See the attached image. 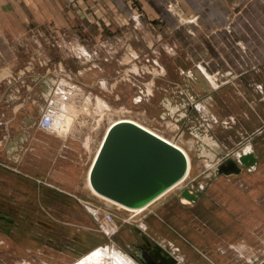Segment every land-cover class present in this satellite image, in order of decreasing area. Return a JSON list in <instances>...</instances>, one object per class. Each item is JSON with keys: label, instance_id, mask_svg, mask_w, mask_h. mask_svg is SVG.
<instances>
[{"label": "rangeland", "instance_id": "1", "mask_svg": "<svg viewBox=\"0 0 264 264\" xmlns=\"http://www.w3.org/2000/svg\"><path fill=\"white\" fill-rule=\"evenodd\" d=\"M130 1L129 8L135 10L141 4L139 0ZM212 2L193 0L199 19L190 25L181 22L185 17L177 16V8L169 12V18L177 16L180 22L167 17L166 21L137 22L131 15L128 21L116 17L92 21L95 19L80 17L75 12L77 1L71 0L74 21L59 27L37 26V43L31 50L34 55L24 50L20 70L0 81V134L29 132L37 127L62 137L72 128L89 155L85 184L93 197L86 200V222L91 230L80 235L86 244L85 253L113 246L106 249L107 262H111V251L117 249L142 264L133 252L147 239L149 247L158 244L179 264H227L226 256L215 255L217 260L213 262L215 258L206 252L212 249L219 253L223 246L233 256V237L226 236L222 241V234L228 232L222 231L221 224L264 223L263 96L254 86L256 78L237 80V74L243 72L236 71L235 75L230 70L228 63L244 67V56L239 54L237 39L213 35L230 28L228 22H211L221 14V7L206 5ZM237 3L230 0L227 16L236 13ZM200 64L210 65V73L220 77L219 88H208ZM49 104L54 106L53 127L45 130L40 119ZM122 120L132 121L171 143L187 159L182 180L136 209L97 194L88 180L109 126ZM194 134L211 136L224 155L218 156L215 163L198 157ZM247 144L258 158L255 167L215 177V165L233 158ZM2 149L8 154L0 147V163L5 158ZM184 189L198 199L191 202L180 198ZM95 210H99L97 222L91 220ZM106 213L113 216L111 221L104 218ZM14 220V215H0V222L13 224ZM143 224L148 226L146 230ZM104 226L111 234L104 231ZM230 232L237 234L235 230ZM240 235L251 243L255 238L247 228H242ZM251 252L264 259V246L247 247L245 253Z\"/></svg>", "mask_w": 264, "mask_h": 264}, {"label": "crops", "instance_id": "2", "mask_svg": "<svg viewBox=\"0 0 264 264\" xmlns=\"http://www.w3.org/2000/svg\"><path fill=\"white\" fill-rule=\"evenodd\" d=\"M76 1L75 11L71 7V0H0V81L20 70L24 50L29 55H34L31 50L37 43V26H66L74 21L71 18L73 11L79 16H86L89 20L94 18L92 21L99 22L109 17L128 21L129 15L137 22L166 21V17L169 21L176 22L179 21L177 16H184L183 21L180 19L181 22L195 25L199 19L193 0H170L168 4L166 0H139L141 4L136 10L131 6L129 8V3H132L130 0ZM237 2L239 9L228 16L230 0H213L206 4L209 7H221L218 19L214 17L211 22L229 23V30H221V34L213 35L237 39L238 51L244 56L241 58L245 61V68L239 63L238 66L228 63L230 70L235 75L236 71L245 73L243 77V73L237 74V80L256 78L253 80L254 86L258 89L259 96H263L261 101H264V0ZM186 6L190 8L189 11ZM166 7H172V10L168 11ZM176 8L180 11L171 20L169 12ZM190 34L195 35L192 29ZM209 66L203 67L200 64L199 70L203 72L208 88H219L217 81L220 77H216L218 75L215 73L211 74ZM223 83L225 82L221 85ZM100 84L104 85V82L100 81ZM65 136L49 134L37 127L29 132L15 131L12 135L10 132H1L0 147L7 149L8 156L2 149L5 158L4 163H0V215H14L15 220L13 224L0 222L5 232L0 233V264H78L82 258L99 248L85 253L86 244L80 240L81 233L91 230V225L86 222V212L89 214L86 200L93 195L85 184L91 160L88 164L89 155L74 129L71 128ZM195 147L198 150L197 144ZM10 152L13 153L11 156ZM194 197L191 202L198 199L195 195ZM145 211L151 212L148 209ZM91 220L97 222L100 219L92 216ZM261 221L229 223L228 226L221 224L222 231L228 232L222 234V241L226 236L233 237L230 242H233L231 244L235 252L232 256L222 246L219 253L207 249V254L211 253V257L215 258L212 259L213 262L217 260L216 257L226 256L227 264H245L246 261L250 264H263L264 259L260 255L245 253L247 247L264 246V223ZM143 226L144 230L148 227L146 224ZM105 227L103 229L107 232ZM242 228H247L255 236L252 243L241 237ZM233 230L237 234L230 232ZM127 258L138 264L128 255Z\"/></svg>", "mask_w": 264, "mask_h": 264}, {"label": "water", "instance_id": "3", "mask_svg": "<svg viewBox=\"0 0 264 264\" xmlns=\"http://www.w3.org/2000/svg\"><path fill=\"white\" fill-rule=\"evenodd\" d=\"M194 137L198 157L213 163L218 156L224 155V150L211 136L194 134ZM256 163L253 150L241 149L233 158L217 163L213 174L215 177L237 174L241 168L253 169ZM186 170L187 159L179 148L133 122L121 121L106 132L90 168L89 182L101 196L136 208L148 204L182 179ZM180 195L195 199L186 189ZM139 260L142 264H179L158 244Z\"/></svg>", "mask_w": 264, "mask_h": 264}, {"label": "bare ground", "instance_id": "4", "mask_svg": "<svg viewBox=\"0 0 264 264\" xmlns=\"http://www.w3.org/2000/svg\"><path fill=\"white\" fill-rule=\"evenodd\" d=\"M53 104L52 105H50L49 104V108H48V116H49V118H50V122H49V130H51L52 129V121H53V119H54V110H53ZM122 121H126V120H122ZM117 122H121V121H117ZM117 122H115V123H117ZM129 122V121H128ZM130 122H132V121H130ZM115 123H113V124H115ZM134 123V122H133ZM112 124V125H113ZM136 124V123H135ZM138 125V124H137ZM111 126V125H110ZM110 126H109V128H110ZM140 126V125H139ZM108 128V129H109ZM143 128V127H142ZM145 129V128H144ZM147 130V129H146ZM108 131V130H107ZM150 132V131H149ZM152 133V132H151ZM164 140V139H163ZM101 145V144H100ZM100 147V146H99ZM99 149V148H98ZM252 150L251 149V145L250 144H247V145H245V146H243V148H242V150L243 151H247V150ZM98 152V151H97ZM96 155H97V153H96ZM185 155V154H184ZM236 155V154H235ZM96 157V156H95ZM186 157V156H185ZM207 159V158H206ZM94 160H95V158H94ZM94 160H93V162H94ZM217 161V160H216ZM93 162H92V164H93ZM213 163H215V162H213ZM92 166V165H91ZM91 168V167H90ZM214 169V168H213ZM90 171V170H89ZM186 172H187V170H186ZM186 174V173H185ZM185 176V175H184ZM183 176V177H184ZM183 179V178H182ZM182 179H180V180H182ZM88 180H89V174H88ZM179 180V181H180ZM179 181H177V182H179ZM176 182V183H177ZM90 183V182H89ZM176 183H174V184H176ZM173 184V185H174ZM172 185V186H173ZM90 186H91V184H90ZM171 187V186H170ZM169 187V188H170ZM203 187V186H202ZM91 188H92V186H91ZM168 188V189H169ZM93 189V188H92ZM94 190V189H93ZM167 190V189H166ZM165 190V191H166ZM95 191V190H94ZM164 191V192H165ZM97 193V192H96ZM98 194V193H97ZM162 194V193H161ZM160 194V195H161ZM100 195V194H99ZM159 196V195H158ZM157 196V197H158ZM181 196V195H180ZM104 197V196H103ZM106 198V197H105ZM180 198H185L186 200H188V201H190L188 198H186V197H184V196H181ZM154 200V199H153ZM152 200V201H153ZM113 201V200H112ZM151 202V201H150ZM149 202V203H150ZM117 203V202H116ZM182 203H188L187 201L186 202H182ZM119 204V203H118ZM121 205V204H120ZM147 205V204H146ZM123 206V205H122ZM145 206V205H144ZM124 207H126V206H124ZM141 207H143V206H141ZM141 207H136V208H141ZM127 208H130V207H127ZM136 208H131V209H136ZM99 211V210H98ZM94 213H95V211H94ZM98 214V213H97ZM97 214H95V215H97ZM97 249V248H96ZM106 249L107 248H101V247H99L97 250H94V252H92L91 254H89V255H87L85 258H82L83 260L82 261H80L78 264H135V263H133V261L130 259V258H127V255L125 256V255H123L121 252H119V251H117V249H114V250H112L111 251V256L109 257V259L111 260V262H107L106 261V259L108 258L107 256H108V254H107V251H106ZM91 252V251H90ZM133 256V255H132Z\"/></svg>", "mask_w": 264, "mask_h": 264}, {"label": "built area", "instance_id": "5", "mask_svg": "<svg viewBox=\"0 0 264 264\" xmlns=\"http://www.w3.org/2000/svg\"><path fill=\"white\" fill-rule=\"evenodd\" d=\"M48 108H49V106H47V108L45 109V111H44V113L42 114V116H41V119H40V126L43 128V129H45V130H49L48 128H49V122H50V118H49V116L47 115L48 113ZM93 213V215L95 216V214H97V216L99 215V211L98 210H95V213L94 212H92ZM97 216H95V217H97ZM104 218L106 219V221H111L112 219H113V216L110 214V213H106L105 215H104Z\"/></svg>", "mask_w": 264, "mask_h": 264}, {"label": "flooded vegetation", "instance_id": "6", "mask_svg": "<svg viewBox=\"0 0 264 264\" xmlns=\"http://www.w3.org/2000/svg\"><path fill=\"white\" fill-rule=\"evenodd\" d=\"M136 252H133L134 256L139 258V257H145V255H148V253H150V248L149 247V243H144V244H138L136 245Z\"/></svg>", "mask_w": 264, "mask_h": 264}]
</instances>
